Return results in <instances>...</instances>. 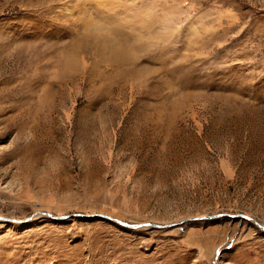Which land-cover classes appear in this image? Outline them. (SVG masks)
<instances>
[{
	"label": "rangeland",
	"instance_id": "obj_1",
	"mask_svg": "<svg viewBox=\"0 0 264 264\" xmlns=\"http://www.w3.org/2000/svg\"><path fill=\"white\" fill-rule=\"evenodd\" d=\"M241 214L264 0H0V264H264Z\"/></svg>",
	"mask_w": 264,
	"mask_h": 264
},
{
	"label": "water",
	"instance_id": "obj_2",
	"mask_svg": "<svg viewBox=\"0 0 264 264\" xmlns=\"http://www.w3.org/2000/svg\"><path fill=\"white\" fill-rule=\"evenodd\" d=\"M43 214L47 215V216H50V217H61V216H57V215H54V214H51L49 212H42ZM76 215H81V214H76ZM97 216H100V217H103V218H106L108 220H111V221H114V222H117V223H120L124 226H127V227H131V228H136V227H139V226H143L144 224L142 223H130V222H126V221H123L119 218H116V217H112V216H109V215H106V214H96ZM217 215H220V214H217ZM241 216L243 218H246V219H249V220H253L251 217H248L244 214H241ZM208 217H213V216H208ZM146 225V224H145ZM153 226H160V225H156V224H151ZM256 225H258V227L264 229V226H262L261 224L257 223L256 222Z\"/></svg>",
	"mask_w": 264,
	"mask_h": 264
},
{
	"label": "bare ground",
	"instance_id": "obj_3",
	"mask_svg": "<svg viewBox=\"0 0 264 264\" xmlns=\"http://www.w3.org/2000/svg\"><path fill=\"white\" fill-rule=\"evenodd\" d=\"M57 216H59V215H57ZM251 221H253V223H255L256 224V221L253 219V220H251ZM258 223V222H257Z\"/></svg>",
	"mask_w": 264,
	"mask_h": 264
}]
</instances>
